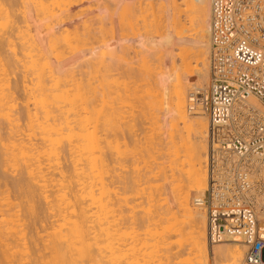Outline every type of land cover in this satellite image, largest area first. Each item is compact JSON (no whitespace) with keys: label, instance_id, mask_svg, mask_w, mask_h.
<instances>
[{"label":"bare ground","instance_id":"obj_1","mask_svg":"<svg viewBox=\"0 0 264 264\" xmlns=\"http://www.w3.org/2000/svg\"><path fill=\"white\" fill-rule=\"evenodd\" d=\"M6 1V0H5ZM38 1V0H37ZM45 2L47 0H44ZM55 1V0H54ZM68 1H71V0H68ZM76 1V0H75ZM80 3L83 1V0H79ZM132 1V0H131ZM147 1V0H146ZM174 4H173V8L174 10L171 9V13H173L171 15V19H170V26H169V37L173 36V34L175 33L177 37L181 36L183 33V35L181 37H185L187 38V35L189 34V31L191 33V30H189V28H191L193 25L196 26V30H195V27H192L191 29H193V31L197 34H195L197 36V40H192V41H189V40H183L182 38V43L183 44H187V45H193L194 44V48L196 47L197 49V53H201L202 51V47L205 46V43L207 44L208 43V28H209V31H210V0H180V3H176V0H173ZM6 2H9L8 0ZM23 2V0H22ZM48 2V1H47ZM74 2V0H73ZM78 2V0H77ZM101 2V1H100ZM103 2V1H102ZM136 2V1H135ZM135 2H134V5H135ZM138 2V1H137ZM142 2V1H141ZM151 2V1H150ZM150 2H148L147 5L151 4ZM172 2V0H171ZM179 2V1H177ZM39 3H42L41 0ZM75 3V2H74ZM99 3V2H98ZM97 3V4H98ZM104 3V2H103ZM144 3V2H142ZM156 3V2H155ZM166 3V2H165ZM8 4H11L10 2L7 3V7H8ZM35 4V3H34ZM37 4V2H36ZM35 4V6H36ZM52 4V3H51ZM70 4V3H69ZM77 4V3H75ZM94 4V3H93ZM138 4V3H137ZM141 4V3H140ZM1 5V4H0ZM24 5V3H23ZM40 5V4H38ZM48 5V4H47ZM120 5V4H119ZM133 5V4H132ZM133 5V6H134ZM146 5V6H147ZM168 4H166V7H167ZM12 6V5H11ZM25 6V5H24ZM34 6V7H35ZM52 6V5H51ZM64 6V5H63ZM67 6V5H66ZM71 6V5H69ZM90 6V5H89ZM94 6V5H93ZM97 6V5H96ZM105 6V4H104ZM141 6V5H140ZM145 6V7H146ZM163 6L164 3H163ZM4 7H5V4H4ZM6 7V9H7ZM10 7V5H9ZM8 7V8H9ZM46 7V6H45ZM95 7V6H94ZM100 7V6H98ZM106 7V6H105ZM122 7V6H121ZM150 7V6H149ZM154 7V6H153ZM2 8V6L0 7ZM68 8V6L66 7V9ZM96 8V7H95ZM94 8V9H95ZM107 8V7H106ZM109 8L108 7V10L109 11ZM127 8V6H126ZM141 8V11H142V8L144 7H140ZM152 8V7H151ZM150 8V9H151ZM168 8V7H167ZM180 8H183V9H180ZM15 9V7H14ZM37 9H39L37 7ZM45 9V8H44ZM42 9V10H44ZM48 9V8H47ZM60 9V8H59ZM63 9V7H62ZM123 9V8H122ZM121 9V10H122ZM132 9V8H131ZM136 9V8H134ZM24 10V9H23ZM46 10V9H45ZM44 10V11H45ZM49 10V9H48ZM58 10V9H57ZM86 10V8H85ZM120 10V11H121ZM126 10V9H125ZM129 10V9H128ZM161 10V9H160ZM168 10V9H167ZM1 11H4V8L1 10ZM79 11V10H78ZM84 11V10H82ZM117 11V10H116ZM124 11V10H123ZM135 11V10H134ZM150 11V10H149ZM152 11H154V9H152ZM5 12H8L5 11ZM59 12V11H58ZM70 12V11H69ZM162 12V11H161ZM182 12H185V13H189L188 14V17H190V22H192V26L190 24L191 27H187L188 29H186V24L182 21L181 19V13ZM1 13V12H0ZM4 13V12H3ZM2 15H4L3 17H5L6 13H4ZM14 13V11L12 12ZM18 13V11H17ZM101 12H99L100 14ZM129 13V12H128ZM167 13V12H166ZM15 14V13H14ZM38 13H36L37 15ZM106 14V13H104ZM109 14H112V13H109L108 12V15ZM130 14V13H129ZM134 14V12H133ZM141 14V13H140ZM151 14V12L149 13ZM161 14V13H160ZM9 14L6 15V18H8ZM19 15V14H18ZM38 15H41V14H38ZM48 15H51V14H48ZM70 15V14H68ZM74 15V14H73ZM77 15V14H76ZM75 15V16H76ZM79 15V14H78ZM118 15V13H117ZM131 15V14H130ZM129 15V16H130ZM143 17L145 18V16H147V14H142ZM157 14H155V11H154V14L153 16H156ZM12 16V15H11ZM64 16V15H63ZM61 16V17H63ZM103 16V15H102ZM113 15H111L112 17ZM120 16V15H119ZM137 16V15H136ZM162 16V15H161ZM2 17V16H1ZM15 17V16H14ZM25 17V16H24ZM40 17V16H39ZM60 17V18H61ZM65 17V16H64ZM74 17V16H73ZM78 17V16H76ZM104 17V16H103ZM109 17V18H111ZM134 17V16H133ZM150 17V15H149ZM165 17V16H164ZM163 17V18H164ZM52 18V17H51ZM107 18V17H106ZM114 18V17H113ZM118 18V17H117ZM130 18V17H129ZM128 18V19H129ZM132 18V17H131ZM142 18V17H141ZM158 17H155V19L157 20ZM11 19V18H10ZM43 19V18H42ZM66 19V18H65ZM70 19V18H69ZM112 19V18H111ZM110 19V20H111ZM122 19V18H121ZM166 19V18H165ZM3 20V18H2ZM1 20V21H2ZM9 20V18L7 19ZM7 20L5 21L6 23ZM41 20V19H40ZM104 20V19H103ZM106 20V19H105ZM126 20V19H124ZM138 20V19H137ZM141 20V19H139ZM153 20V19H152ZM162 20V19H161ZM11 21V20H10ZM46 21V20H45ZM48 21V20H47ZM62 21V20H61ZM90 21H93V20H89L88 22L91 23ZM97 21V20H96ZM109 21V20H108ZM128 21V20H127ZM129 21H131L129 19ZM144 21V20H143ZM142 21V22H143ZM159 21V20H158ZM156 21V22H158ZM165 21V20H164ZM3 22V21H2ZM25 22V20H24ZM51 22V21H50ZM87 22V21H85ZM107 22V21H106ZM126 22V21H125ZM134 22V21H133ZM141 22V21H140ZM161 22V21H160ZM12 23V21H11ZM27 23V22H26ZM63 23V22H62ZM82 23V22H81ZM103 23H105L103 21ZM128 23V22H127ZM135 23H138V22H135ZM148 23V22H147ZM155 23V21H154ZM167 23H168V20H167ZM5 24V23H4ZM83 24V23H82ZM81 24V25H82ZM101 24V22H100ZM98 24V25H100ZM109 24H111L109 22ZM121 24V23H119ZM134 24V23H133ZM139 24V23H138ZM157 24V23H156ZM164 24V22H163ZM80 25V26H81ZM91 25V24H90ZM88 24V26H90ZM94 25V24H93ZM112 25V24H111ZM129 25V24H128ZM132 25V23L130 24ZM129 25V28L131 30V28L133 29L134 27H130ZM142 25V24H141ZM148 25V24H147ZM151 24H149L148 26L150 27ZM166 25V24H165ZM168 25V24H167ZM8 27V24L6 25ZM10 26V25H9ZM17 26L18 25H15V30H18L17 29ZM21 26V25H20ZM47 26V25H46ZM97 26V25H95ZM121 26V25H120ZM123 26V25H122ZM134 26V25H133ZM139 26V25H138ZM137 26V28H138ZM152 26V25H151ZM163 26V25H162ZM11 28L13 27V25L11 24L10 26ZM23 27V26H22ZM28 27V25H27ZM45 27V26H44ZM54 27V26H53ZM82 27V26H81ZM91 27V26H90ZM103 27V26H102ZM101 27V28H102ZM105 27V26H104ZM141 27V26H140ZM158 27H160L159 29L161 30L162 27L158 25ZM1 28V27H0ZM5 28V27H4ZM9 28V27H8ZM19 28V27H18ZM43 28V27H42ZM88 28V27H87ZM93 28V27H92ZM124 28V27H123ZM164 28V31H165V27L163 26ZM22 30V28H20ZM83 29H84V26H83ZM111 27L110 28H106V31L105 34H108L109 31H110ZM140 29V28H139ZM142 29H143V26H142ZM145 29V28H144ZM147 29V28H146ZM149 29V28H148ZM152 29V28H151ZM159 29H157V31H159ZM174 29V33L172 34V30ZM188 31L187 33L186 30ZM1 30H4L5 32V29H1ZM9 30V29H8ZM6 28V31L9 32ZM30 30V29H29ZM85 30V29H84ZM104 30V29H103ZM154 30H155V27H154ZM185 30V31H184ZM13 31V32H14ZM25 31V30H24ZM23 31V32H24ZM47 31V30H46ZM87 31V30H86ZM93 31V30H92ZM102 31V30H101ZM127 31V30H126ZM140 31V30H139ZM192 31V32H193ZM12 32V34H13ZM16 32H22V31H16ZM39 32V31H38ZM85 32V31H84ZM91 32V31H90ZM103 32V31H102ZM138 32V31H137ZM149 32V31H148ZM193 32V33H194ZM2 33V31H1ZM98 33V32H96ZM101 33V32H100ZM99 33V34H100ZM128 33V32H127ZM132 33V32H131ZM154 33V32H153ZM5 34H8V33H5ZM11 34V35H12ZM94 34V33H92ZM125 34V33H124ZM139 34V33H138ZM146 34V33H145ZM149 34V33H148ZM159 34H162L160 32H158L157 35ZM187 34V35H186ZM10 35V36H11ZM14 35V34H13ZM13 35H12V38H13ZM30 35V34H29ZM48 35V34H47ZM111 35V34H110ZM123 35V34H122ZM132 35V34H130ZM151 35V34H150ZM154 35V34H153ZM163 35V34H162ZM191 35H194L191 33ZM9 36V34H8ZM9 36V39L8 37L6 39H4L8 45H10V39H12L11 37ZM19 36V35H18ZM22 36V35H21ZM82 36V35H81ZM80 36V37H81ZM99 37V35H97ZM104 36V35H103ZM129 36V35H128ZM127 36V37H128ZM145 36V35H144ZM148 36V35H146ZM190 36V35H189ZM2 37V36H0ZM3 37H4V34H3ZM6 37V36H5ZM4 37V38H5ZM17 37V36H16ZM24 37V36H23ZM23 37L21 38L22 40H26V38L23 39ZM49 37V36H48ZM57 37V36H56ZM94 37V36H93ZM107 37V36H106ZM112 37V36H111ZM123 37H125V35H123ZM126 37V38H127ZM151 37V36H150ZM192 37V36H191ZM195 37V36H193ZM19 38V37H18ZM32 38V37H31ZM103 38V37H102ZM132 38V36H131ZM145 38V37H144ZM190 39V37H188ZM187 38V39H188ZM3 39V38H2ZM2 39L0 38V41H2ZM90 40V38H88ZM92 41L94 40L93 38H91ZM106 39V38H105ZM12 40L15 41V39L13 38ZM21 40V41H22ZM31 40V39H30ZM42 40V39H41ZM56 40V39H55ZM61 40V39H60ZM67 40V39H66ZM78 40V39H77ZM103 40V39H102ZM108 40V39H107ZM23 42V44L26 42ZM32 41V40H31ZM39 41V40H38ZM82 40H80L81 42ZM117 41V40H116ZM17 42V41H15ZM14 42V43H15ZM28 42V41H27ZM26 42V43H27ZM30 42V41H29ZM36 42V41H35ZM35 42L32 43V46L31 48H33L34 50L36 49V51L38 50V46L35 45ZM41 42V41H40ZM39 42V43H40ZM65 42V41H64ZM67 42V41H66ZM83 42V41H82ZM91 41H89V44H90ZM103 42L106 43V41L104 40ZM2 44V47H3V50L4 51V46L5 45ZM12 43V42H11ZM25 43V44H26ZM52 43V42H51ZM55 43V41H54ZM85 43H86V40H85ZM95 43V42H93ZM125 43V42H124ZM123 43V44H124ZM19 44V43H17ZM16 44V45H17ZM78 44V43H77ZM76 44V47L78 46ZM82 44V43H80ZM103 44V43H102ZM159 44V43H158ZM14 45V44H13ZM12 45V46H13ZM15 45V46H16ZM28 45V44H27ZM31 45V44H30ZM30 45H28V50L31 49L30 48ZM83 45V44H82ZM104 45V44H103ZM128 45V44H126ZM132 45V44H131ZM138 45V44H137ZM151 45V44H150ZM184 45V46H185ZM186 45V46H187ZM189 45V46H190ZM209 45V44H208ZM10 46V47H12ZM25 48H24V47ZM22 48L24 49V51L26 50L28 52V50L26 49V45H23ZM37 48H36V47ZM41 46V45H40ZM47 46V45H46ZM55 46V45H54ZM53 46V48H54ZM87 46V45H86ZM89 46V45H88ZM87 46V47H88ZM91 46V45H90ZM94 46V45H93ZM116 46V45H115ZM144 46V45H143ZM148 46V45H147ZM152 46V45H151ZM155 46H159V45H155ZM1 47V46H0ZM1 47V48H2ZM8 47V46H7ZM20 47H21V44H20ZM57 47V46H56ZM59 47V46H58ZM75 47V46H73ZM75 47V48H76ZM120 47V46H119ZM139 47V45H138ZM150 47V46H149ZM148 47V49H149ZM188 47V46H187ZM0 48V49H1ZM52 48V47H51ZM96 48V47H95ZM107 48V47H106ZM141 48V47H140ZM146 50L147 47L145 46ZM160 48V46H159ZM157 48V50L159 49ZM185 48V47H183ZM181 48V49H183ZM199 48H201L199 50ZM43 49V48H42ZM65 49V48H64ZM77 49V48H76ZM83 49V48H82ZM91 49V47H90ZM120 49V48H119ZM122 49V48H121ZM130 49V48H129ZM151 49H154L153 47ZM161 49V48H160ZM180 49V50H181ZM186 49V48H185ZM181 50L180 52H185V55L186 57L188 56V53L191 52V54L193 53L192 51H190L189 49V52H188V49L187 50ZM11 50V48H10ZM9 50V52H11ZM12 50H19L18 49H12ZM32 50V49H31ZM40 50V49H39ZM38 50V51H39ZM45 50V49H44ZM80 50V49H79ZM88 50V49H87ZM97 50V49H95ZM115 49H113L114 51ZM123 50V49H122ZM121 50V51H122ZM125 50H128L127 48ZM142 50V48L140 49V51ZM145 50V49H144ZM156 50V51H157ZM204 50V49H203ZM1 51V52H2ZM7 51V50H6ZM5 51V52H6ZM23 51V50H22ZM33 51V50H32ZM63 51V50H62ZM61 51V52H62ZM66 51V50H65ZM112 51V52H113ZM139 51V52H140ZM186 51H187V54H186ZM194 51V50H193ZM0 52V53H1ZM4 52V53H5ZM17 51H15L14 53H16ZM30 52V50H29ZM40 52V51H39ZM55 52V51H54ZM98 52V51H97ZM96 52V53H97ZM107 52H110V51H107ZM116 50L113 52L115 54ZM120 52V51H118ZM143 52V50L141 51ZM158 52H160L161 54V51L158 50ZM204 52V51H202ZM3 53V54H4ZM13 53V54H14ZM20 53V52H19ZM25 53V55L23 54ZM21 54H23L26 58V62H30V66L28 63H26L24 61V64L26 63L25 66H23L22 69H24L25 67H28L27 69H24V73L25 70H28L29 73H26L24 75V73H22V76L20 77L21 80L23 81L22 84H19L22 86L21 90L24 91L25 93V98L23 96H21L24 100L21 101L23 103L21 109H22V112H19L21 111L18 107H17V99H18V95L14 94L15 91L12 87V83L13 82V78H15V74L16 72L19 73V71H16L14 72L13 70V78H11V68L15 69V65L12 67V65L14 63L16 64H20V61L22 62L23 60L20 59L19 56L21 55H17V53L13 56V59H16L15 57H18L20 59H18V63L17 61L14 62L12 61V57H10L11 60L9 59H3V55L1 53L0 56V158H2V161H3V164L5 167H11V170L16 173L19 174V177L18 178H15L13 180L16 181V183L14 185H16V187H18V189L20 190H23L24 194L22 191L21 194H23V200L20 199V203H21V200L23 202V204L21 206H23L24 210H22V208H20V204L19 203H16L18 202L16 200V198L14 199L9 190L8 189L9 187H4L3 185V189L5 188V190H1V185H0V264H93L94 260L96 261L97 259L99 260V258L101 259V257L99 258H96L95 256V253H98V251H100V256H104V254H106V257L108 260H106L108 264H151L152 262V259L153 257L155 256L154 252H150V253H144L143 252V249L145 247H149V243L147 242L146 239H144L142 237V233H141V230L142 228L146 225L144 224V226L142 227L141 225V222H139L140 220L137 219V216L135 215V211H136V208L139 209L138 207H140V202H138L136 205L133 204L134 202L136 203V200L137 198L136 197V194L138 192H136V194L134 193V191L136 190L134 188V186H136L138 183H141L142 181H144V179L142 178L143 176H140V175H133L131 178L130 176L127 178H123L121 179L122 180V183L121 185L118 187H114L112 185H110L109 183H107L105 181L106 178H104L105 176H103V172L105 170L106 172V169L107 170H110V160L107 158L108 157V154L105 155V152H106V146L109 147V141H108V145H105L107 144L106 142V139L104 137V141L102 140L103 136H101V134L98 133V127H99V123H98V127L97 126V121H93V123H91V119H89L92 115V113H96L98 110L94 104H96V100L93 98V95L95 94H92L94 93L92 90H89L91 89V87H87V92L85 93H88L87 96L89 97H86L87 99L86 100H82L83 101L82 103L83 104H79L78 102V97L79 96H83L84 95L80 92H81V88L80 89H77L78 87H85L88 85V81L87 82H84L86 83L87 85H84L83 86V83H81V81L83 80L82 78L79 79V81L76 80L75 82V78L73 77L72 80L74 79L73 82H71L70 80L66 79V78H62V80L64 81H61V78H59V75H55L57 72L53 71V69L49 68L51 66L50 63L49 65L47 64V62H44L42 61L43 59L38 58L40 56V54H35V56H31V54L29 53H26V52H23ZM38 53V52H37ZM41 53H44L41 51ZM127 53V52H126ZM129 53V52H128ZM148 53V52H147ZM150 54L152 53L149 52ZM156 55H157V52H155ZM205 53V52H204ZM12 54V55H13ZM28 54V56H27ZM57 54V53H56ZM65 54H67L65 52ZM71 54V53H70ZM106 54V53H104ZM102 54V55H104ZM120 54V53H119ZM140 54V53H139ZM138 54V56H139ZM144 55L145 53H141V55ZM158 54V55H160ZM175 54V53H174ZM182 54V53H181ZM189 54V55H191ZM196 54V53H195ZM203 54V53H202ZM207 54V52H206ZM9 54H7V57H8ZM10 55V56H12ZM22 55V56H23ZM37 55V56H36ZM39 55V56H38ZM59 55V54H58ZM116 55V54H115ZM122 55V54H121ZM132 55V54H131ZM130 55V56H131ZM176 55V54H175ZM178 55V54H177ZM180 55V54H179ZM184 55V53H183ZM182 55V56H183ZM194 56V53L192 54ZM198 57L200 58H203L201 59V63H202V70H197L198 72V76L199 78H201V80H203L202 78H204V80L208 79L209 76H207V71H206V68L204 67L205 64L207 63L206 60L207 58H204L202 56L204 55H200L197 54ZM23 56V57H24ZM31 56V57H30ZM67 56V55H66ZM64 55V57H66ZM71 56V55H70ZM106 55L103 56V58L105 57ZM108 56V55H107ZM119 56V55H117ZM116 56V57H117ZM123 56V55H122ZM121 56V57H122ZM129 56V57H130ZM137 56V57H138ZM181 56V58H182ZM196 56V55H195ZM207 56V55H205ZM49 57V56H48ZM53 57V56H52ZM85 57H88V56H85ZM110 57V56H109ZM112 57V56H111ZM110 57V59H111ZM148 57V56H147ZM145 57V58H147ZM150 57V56H149ZM159 56L155 57L156 60ZM175 57V56H174ZM185 57V56H184ZM185 57V59H186ZM29 58V60H27ZM61 58V57H60ZM96 58V57H95ZM126 58V57H125ZM124 56H123V59L125 60ZM143 58V57H142ZM141 58V61H143V59ZM152 58V57H150ZM154 58V57H153ZM173 58V57H172ZM189 58V56L187 57ZM196 58V57H194ZM25 59V58H24ZM31 59V60H30ZM65 59V58H64ZM94 59V58H93ZM98 59V57H97ZM100 59V58H99ZM119 59V57L117 58ZM149 59V58H148ZM159 59V58H158ZM180 59V57H179ZM185 59L183 58V61H182V66H180V70H181V73L178 72L177 70V74L175 76V80L176 82H174L175 80H173V83L172 84V90H170L169 94L168 95L170 98L169 101L165 100L164 101V98H162V95H163V91L161 92L162 88L160 89L158 83L161 82V81H157L156 78L153 77V75L151 74L152 78L150 80H152L154 82V84L158 85L157 89H153V88H156L155 86L150 88V89H153L152 90V93L149 92L150 90H146V94H147V91H148V95L151 97H149V101L147 102L148 104H141L142 106L143 105H149L148 109L150 110H153V113L150 114L149 111H146L148 109H144L146 112H144L145 114L147 112H149L150 114V118L149 116L147 115L146 118H149L151 121H152V124H156L158 123L160 120V117H159V112L161 111L160 108L162 109L163 108V105H164V102L165 103H169V107H168V110L167 112L169 113L168 117L170 116L171 119H172V123H174L175 127L177 126L178 123H181L183 124L182 126L184 128H186L185 130H187L188 132L192 131L191 133L192 134H195L193 139V142H190L188 141L186 145V150L188 151L187 153V156H188V161H187V165L190 167L188 169H186V167L184 168L183 166H180L183 168V169H186V172L187 173H183L181 170L183 169H179V171H181L180 174H182V176L180 175V178L181 179H176L177 183H178V186L177 187H174V189H171L172 193H174V196L176 197V204L178 205V212L179 210H181L179 213L177 212V215L178 217H180L179 215H184L185 216V220L186 223H187V229L188 227H190V248L192 251H194L193 253H197L199 255H201V257L204 259V258H207V255H206V252L208 251L209 253L211 252V255L215 258V260H218L217 262H221L222 264H243L242 262H244L245 264L246 261H245V253H244V249L246 248L247 249V246L245 244V242L243 241L242 238H229L221 243H218V244H215L211 251L209 250V247H208V236H207V216L205 215V212L202 213L204 219H205V222L203 221V219L201 218V215L199 214V212L196 210L195 207L192 206L191 204V191L192 189L196 188L198 190H201L200 191V194L202 195L203 192L205 191V189H207V184H208V177H207V171L205 170L204 166H203V163H204V158L203 156H205V153H206V146H205V142L207 141V136H208V128L209 126L207 125V121L206 119L208 120L209 118L205 116L202 117L203 119H201V114H204L206 116H208L205 112H203V110L201 111V113L199 111H195L196 113H193V112H188L189 110L187 109V99H186V96H187V86L190 84L188 83L189 81H186V77L187 76H184L182 75L183 74V70L185 72V75L187 72V75H192L193 76V73L192 71L194 70L193 67H191L192 65L191 64H188L189 62L187 61V63L185 62ZM190 59V58H189ZM50 60V59H49ZM59 60V58H58ZM91 60V59H89ZM96 60V59H95ZM131 60V59H130ZM145 60V59H144ZM188 60V59H186ZM198 60V59H197ZM82 61V60H81ZM84 61V59H83ZM92 61V60H91ZM103 61H105L103 59ZM115 61V60H114ZM119 61V60H118ZM147 61V60H146ZM146 61L144 62L146 64ZM150 61V60H149ZM148 61V62H149ZM155 61V60H154ZM42 62V63H41ZM47 64L49 67L46 68L45 65ZM106 62V61H105ZM116 62V61H115ZM128 62V61H127ZM162 62V61H161ZM199 62V61H198ZM89 63V62H88ZM99 63V62H98ZM104 63V62H103ZM107 63H109L108 59H107V62H106V65ZM134 63V62H133ZM144 63H142L144 65ZM191 63V61H190ZM87 64V63H86ZM111 64V63H110ZM127 64V63H126ZM141 64V63H140ZM156 64H158V62H156ZM208 64V63H207ZM206 64V65H207ZM59 65V63H58ZM93 65V64H92ZM96 65V63H95ZM113 65V64H112ZM116 65V64H115ZM113 65V66H115ZM129 65V64H127ZM142 65V67H143ZM154 65V64H153ZM172 65V64H171ZM178 65V64H177ZM191 65V66H189ZM19 66V65H17ZM16 66V68H17ZM21 66V65H20ZM19 66V67H20ZM73 67H68L69 69V72H68V69H67V73H70V69H73L74 68V65H72ZM86 66V65H85ZM97 66V65H96ZM99 66V64H98ZM103 66V65H102ZM110 66V65H109ZM118 66V64L116 65ZM129 66H132L129 65ZM136 66H138L139 68V65L137 64ZM150 66V65H149ZM176 66V64H175ZM18 67V68H19ZM76 67V66H75ZM89 67V66H88ZM105 67V66H104ZM104 67H98V68H102L104 69ZM119 67V66H118ZM133 67V66H132ZM131 67V69H132ZM146 68V66H144ZM173 67V66H172ZM179 67V66H178ZM177 67V68H178ZM91 68V67H90ZM107 68V67H106ZM109 68V67H108ZM125 68V67H124ZM158 68V67H157ZM21 69V67H20ZM21 69V70H22ZM62 69V68H61ZM94 69V68H93ZM111 69V68H109ZM117 69V68H116ZM113 67V71L112 72H115ZM123 69V68H122ZM128 69V68H127ZM141 69V68H140ZM156 69V68H154ZM19 70V69H18ZM74 70V69H73ZM98 70H101V69H98ZM118 70V69H117ZM153 70V69H152ZM75 71V70H74ZM88 71V70H87ZM94 71V70H93ZM102 71V70H101ZM104 71V70H103ZM102 71V72H103ZM110 72V70H108ZM120 71V70H119ZM119 71H118V75L119 74ZM125 71V70H124ZM154 73H155V70H153ZM174 71V70H173ZM66 72H64L66 74ZM72 72V71H71ZM76 72V71H75ZM100 72V71H99ZM98 72V73H99ZM138 72V71H137ZM149 72V71H148ZM147 70H146V73H148ZM152 72V71H150ZM171 72V71H170ZM63 73V72H62ZM61 73V75H62ZM63 73V74H64ZM78 73V72H76ZM92 73V72H90ZM108 73V72H107ZM140 73H141V70H140ZM192 73V74H191ZM74 74V72H73ZM94 74V73H93ZM101 74V73H100ZM131 74V73H130ZM135 74V73H134ZM137 74V73H136ZM149 74V73H148ZM156 74V73H155ZM154 74V76H155ZM171 74V73H170ZM173 74V73H172ZM24 75V76H23ZM69 76V74H66V76ZM90 75V74H89ZM99 75V74H98ZM102 75L104 76V72L102 73ZM105 75H106V71H105ZM113 75V74H112ZM133 75V74H131ZM147 75V74H146ZM163 75V74H162ZM174 75V74H173ZM19 76V75H18ZM17 74H16V77H18ZM70 76H71V73H70ZM69 76V77H70ZM88 76V75H87ZM109 76V75H108ZM111 76V75H110ZM122 76V74H121ZM136 76V75H135ZM142 76V75H140ZM139 76V77H140ZM145 76V75H144ZM164 76V75H163ZM24 79H23V78ZM62 77V76H61ZM76 77V75H75ZM80 77V76H79ZM89 77V76H88ZM100 77V76H99ZM126 77V75L124 76ZM149 77V76H148ZM156 77V76H155ZM161 77V76H160ZM92 78V77H91ZM98 79V77H96ZM104 78V77H102ZM107 78V77H106ZM114 78V77H113ZM116 78V77H115ZM122 78V77H121ZM129 78V77H128ZM145 78V77H144ZM169 78H170V75H169ZM71 79V77H70ZM82 79V80H81ZM89 79V78H88ZM87 79V80H88ZM96 79V80H97ZM110 79V78H109ZM117 79V78H116ZM119 79V77H118ZM130 79V78H129ZM136 79V78H134ZM142 79V78H140ZM167 79H168V76H167ZM166 78H164V81L167 80ZM172 79V78H171ZM170 79V80H171ZM20 80V81H21ZM81 80V81H80ZM92 80V79H90ZM89 80V81H90ZM95 80V81H96ZM100 80V79H99ZM98 80V82H99ZM104 80V79H103ZM102 80V81H103ZM131 80V79H130ZM133 80V79H132ZM138 80V79H136ZM18 81V80H17ZM68 81V82H67ZM84 81V80H83ZM86 81V79H85ZM94 81V82H95ZM111 81H112V78H111ZM117 81V80H115ZM120 81V80H118ZM122 81V80H121ZM124 81V80H123ZM122 81V82H123ZM139 81V80H138ZM158 83H157V82ZM172 81V80H171ZM193 81V80H192ZM15 82V81H14ZM71 82V83H70ZM81 85H79L80 83ZM91 82V81H90ZM106 82V81H104ZM114 82V81H113ZM121 82V83H122ZM132 82V81H131ZM130 82V83H131ZM135 82V81H134ZM147 82V81H146ZM144 83V85L146 84L148 86L147 83ZM149 82V80H148ZM163 82V81H162ZM167 82V81H166ZM165 82V83H166ZM203 82V81H202ZM97 83V82H96ZM120 83V85H122ZM139 83V82H138ZM142 83V82H141ZM152 83V82H151ZM150 83V84H151ZM170 83V81H169ZM18 83H16L15 85H17ZM92 86L95 84L93 83H90L89 86ZM102 85V83H100ZM111 84V83H110ZM114 84V83H113ZM129 84V82H128ZM133 84V83H132ZM143 84V83H142ZM153 84V83H152ZM164 83H161V87L163 86L164 88ZM14 85V87H15ZM18 85V87H19ZM99 85V83H98ZM106 85V84H105ZM107 85H108V82H107ZM119 85V87H120ZM125 85V84H124ZM122 85V86H124ZM140 85V84H139ZM139 85L138 88H139ZM170 85V84H169ZM204 85V84H203ZM20 86V87H21ZM113 86V85H112ZM111 86V87H112ZM118 86V85H117ZM126 86H127V83H126ZM129 86V85H128ZM127 86V87H128ZM135 86V85H134ZM141 86V85H140ZM147 86H145V88L147 89ZM17 87V88H18ZM133 86L131 85L130 89L132 88ZM151 87V86H150ZM16 88V89H17ZM86 88V87H85ZM95 88V87H94ZM100 88V87H99ZM102 88V87H101ZM113 88V87H112ZM123 88V87H122ZM143 88V87H142ZM170 88V87H169ZM97 89V88H96ZM107 90V88H104L103 87V92L104 90ZM126 89V88H125ZM134 89V92H135V88ZM140 89V88H139ZM144 89V88H143ZM142 89V91H143ZM149 89V88H148ZM166 89V88H165ZM171 89V88H170ZM195 89H203L201 88V86H198L196 87ZM99 90V89H98ZM101 90V89H100ZM154 90H155V93H154ZM21 91V93L23 92ZM71 91H73L71 94ZM84 91V90H83ZM122 93L123 91L120 90ZM128 91V90H125V92ZM136 91H138V89H136ZM141 91V90H139ZM139 91L137 92L138 93V97H139ZM145 91V90H144ZM143 91V92H144ZM157 91V92H156ZM102 92V90L100 91ZM109 92V90H108ZM116 92V91H115ZM119 92V91H118ZM131 92V91H128V93ZM191 92V91H190ZM17 93V92H16ZM120 93V92H119ZM127 93V92H126ZM133 93V92H132ZM141 93V92H140ZM151 93V94H150ZM96 94L98 95L99 94V91L98 93L96 92ZM101 94V93H100ZM124 94V93H123ZM143 94V93H142ZM145 94V95H146ZM92 95V96H91ZM103 95V94H101ZM100 95V96H101ZM113 95V93H112ZM130 95V94H129ZM134 95V94H133ZM136 95V94H135ZM107 97V95H105ZM104 96V98H105ZM114 96V95H113ZM127 96V94H126ZM189 96V95H188ZM17 97V98H16ZM92 97V100L95 101H91ZM96 97V96H95ZM128 97V96H127ZM126 97V98H127ZM133 97V96H132ZM131 97V98H132ZM135 97V96H134ZM137 97V96H136ZM140 97H141V94H140ZM142 97H144V95H142ZM22 98H19V99H22ZM120 98V97H119ZM124 98V96H123ZM189 98V97H188ZM89 99V100H88ZM108 99V98H106ZM110 99V98H109ZM117 100H119L117 97H116ZM115 99V101H116ZM141 99V98H140ZM105 100V99H104ZM113 100V99H112ZM121 100V99H120ZM128 100V98H127ZM131 100H134V99H131ZM189 100V99H188ZM20 101V100H19ZM18 101V102H19ZM85 101V102H84ZM98 101V100H97ZM111 101V100H110ZM143 101V100H142ZM145 101V100H144ZM78 102V103H77ZM99 102V101H98ZM101 102V100H100ZM109 102V101H108ZM114 102V101H113ZM134 102V101H133ZM107 103V102H106ZM117 104V101L115 102ZM105 104V103H104ZM125 104V103H124ZM127 104V103H126ZM137 104V103H136ZM19 105H21V103H19ZM18 105V106H19ZM99 105V104H98ZM103 105V104H102ZM118 105V104H117ZM121 105V104H120ZM135 105V104H134ZM113 105H111L110 107H112ZM124 106V105H123ZM19 109V111H15V109L17 110V108ZM100 107V106H99ZM104 107V106H103ZM102 107V108H103ZM106 107V106H105ZM114 107V106H113ZM112 107V108H113ZM121 107V106H120ZM119 107V108H120ZM134 107V106H133ZM146 107V108H147ZM125 110L127 109L126 107H124ZM129 108V106H128ZM139 108V107H138ZM156 108V109H155ZM159 108V109H158ZM166 108V106H165ZM237 108L239 110L241 109H244V110H252L253 111V114H255V116L259 117V114L258 113H262L261 110H264V107L262 105V103H260L258 101V99L256 100V98L254 97H250L249 99H247L246 101H244L243 103H240ZM110 109V108H109ZM116 110H122V108L118 109V108H115ZM132 109V107H131ZM130 109V111H131ZM134 109H137V107ZM142 109V107H141ZM160 110L158 112H156V110ZM104 110V108H103ZM128 110V109H127ZM126 110V111H127ZM140 110V108H139ZM138 110V112H139ZM71 113H70V112ZM73 111L75 112L73 114ZM94 111V112H93ZM108 111V110H107ZM17 112V114L15 113ZM19 112V114H18ZM67 112V114H66ZM69 112V114H68ZM103 112V111H102ZM116 112V111H115ZM132 112V111H131ZM133 112H135L133 110ZM142 112V111H141ZM23 113V114H22ZM124 113V112H123ZM64 114H66L64 116ZM75 115V117L73 118L72 115ZM106 114V113H105ZM108 114V113H107ZM116 114V113H115ZM157 114V115H156ZM166 114V113H165ZM71 115V120L69 121V116ZM95 115V114H94ZM99 115V114H97ZM101 115V114H100ZM118 115V114H117ZM137 115H141L142 114H137ZM166 115V116H167ZM263 115V114H262ZM65 118H64V117ZM68 116V119H66V117ZM90 116V117H89ZM110 116V115H109ZM108 116V117H109ZM199 116V118L197 117ZM96 117V115H95ZM94 117V118H95ZM105 117V116H104ZM121 117V116H120ZM138 117V116H137ZM136 117V118H137ZM93 119V117H91ZM110 118V117H109ZM134 118V119H136ZM139 118V117H138ZM137 118V119H138ZM143 118V117H141ZM140 118V119H141ZM198 118V119H197ZM65 119V120H64ZM75 119V120H74ZM98 119L100 120V118L98 117ZM101 119L103 120V115L101 117ZM124 119V118H122ZM144 119V118H143ZM141 119V120H143ZM148 119V120H149ZM167 119V118H166ZM24 120V122L26 123H22ZM73 120V121H72ZM95 120V119H94ZM111 122H113V119L111 118ZM70 122H76V124H70L71 126H69L67 124ZM101 121V120H100ZM106 121V120H105ZM108 121V120H107ZM106 121V122H107ZM110 121V119H109ZM150 121V122H151ZM66 122L67 126H69L70 128H66L64 129V127H67L66 125H64ZM99 122V121H98ZM109 122V124L111 123ZM117 122V121H116ZM171 122V121H170ZM64 123V124H63ZM102 123V122H101ZM105 123V122H104ZM136 123V121H135ZM134 123V125H135ZM160 123V122H159ZM177 123V124H175ZM209 123V121H208ZM78 124V126H77ZM91 124L94 126H91ZM108 125V122L106 123ZM112 124V123H111ZM110 124V125H111ZM74 125V126H73ZM88 125H90L88 127ZM102 126H104L103 124H101ZM116 125V124H115ZM130 125V123H129ZM172 124V126H174ZM179 125V124H178ZM4 126V127H3ZM100 126V127H102ZM112 126V125H111ZM120 127V125H118ZM93 129H91V128ZM99 127V128H100ZM107 127V126H106ZM110 127V126H109ZM132 127V126H131ZM182 127V128H183ZM6 128L7 132H4L3 133V129ZM115 128V127H114ZM117 128V127H116ZM181 128V129H182ZM68 129V132H64V130H67ZM92 131H91V130ZM101 129V128H100ZM103 129V128H102ZM106 129V128H105ZM118 129V128H117ZM120 129V128H119ZM129 129V128H128ZM71 130V131H69ZM108 130V129H106ZM114 131V129L112 128L111 131ZM130 130H132L130 128ZM173 130V129H172ZM101 131V130H99ZM119 131V130H117ZM124 131V129H123ZM178 131V130H176ZM187 131H184V132H187ZM95 136L97 137L98 135V138H96L95 140H97L98 142V147H100V152H97V147L95 146V143L96 141H94V134ZM98 134H96V133ZM102 132V131H101ZM104 132V131H103ZM108 132V131H106ZM105 132V133H106ZM116 132V131H115ZM6 133V134H5ZM104 133V134H105ZM5 134V135H4ZM117 134V133H116ZM122 134V133H121ZM119 134V135H121ZM189 134V133H188ZM107 135V134H105ZM115 136V134H114ZM102 137V138H101ZM101 138V139H100ZM152 138V137H151ZM150 138V139H151ZM109 139V138H108ZM149 139V140H150ZM154 139V138H153ZM152 139V141H153ZM101 142H100V141ZM151 141V140H150ZM103 142H106V143H103ZM157 141L155 140V142L153 143V147L152 148H156L158 146V143H156ZM103 143V144H102ZM150 143V142H149ZM139 144V143H138ZM147 144V143H146ZM207 144V143H206ZM103 145V146H102ZM112 145V144H111ZM110 145V146H111ZM155 145V146H154ZM105 146V147H104ZM96 147V150L94 149ZM101 147L104 149V154L102 153V150ZM138 147V146H137ZM146 147H148V145H146ZM121 149V148H120ZM147 149V148H146ZM157 149V148H156ZM108 150V149H107ZM140 151V150H139ZM94 152H97V153H101L100 157L98 156H95ZM123 153V151H120ZM126 152V151H125ZM149 152V151H148ZM129 154V153H128ZM142 155V154H141ZM233 155V159L235 161L238 160V156L236 154H232ZM143 156V155H142ZM186 156V157H187ZM128 157V156H127ZM141 157V156H139ZM152 157V156H151ZM147 158V154H146V157ZM149 158V157H148ZM138 159V158H137ZM248 159V158H246ZM256 159V158H255ZM99 160V161H98ZM135 163V161H133ZM132 162V164H134ZM146 162V161H145ZM186 162V161H185ZM189 162V163H188ZM206 162V161H205ZM141 163V162H140ZM137 164V163H135ZM185 164V163H184ZM206 164V163H205ZM186 165V164H185ZM124 167V166H123ZM138 167V166H137ZM105 168V169H103ZM135 168V167H134ZM140 168V167H139ZM9 169V168H8ZM6 170V169H5ZM4 170V173H6ZM135 170V169H134ZM137 170V169H136ZM188 170V171H187ZM9 171V170H8ZM185 171V170H183ZM104 172V173H105ZM141 171L139 169V172L137 174H139ZM152 172V171H151ZM3 173V174H4ZM106 173H109L108 171ZM136 173V171H135ZM13 174V173H12ZM14 174V176H15ZM141 174V173H140ZM185 174V175H184ZM187 174V175H186ZM106 175V174H105ZM143 175V174H142ZM145 177L147 176L146 174H144ZM179 175V173H178ZM102 176V177H101ZM108 176V175H107ZM139 176V177H138ZM10 177V176H9ZM141 177V178H140ZM144 177V178H145ZM148 177V176H147ZM177 177V176H176ZM2 179H4L3 177H1ZM103 178V179H102ZM109 179V177H107ZM149 178V177H148ZM147 178V179H148ZM8 179V178H7ZM140 179V180H139ZM143 179V180H141ZM146 179V178H145ZM185 181L183 182L182 181ZM6 180V179H5ZM137 181H140V182H136ZM149 181V180H148ZM182 183H180V182ZM2 182V180L0 181ZM14 182V181H13ZM110 182V181H108ZM147 182V181H146ZM4 183V181H3ZM2 183V184H3ZM7 183V182H6ZM5 183V184H6ZM137 183V184H136ZM180 183V184H179ZM183 183H187L185 185H183ZM136 184V185H135ZM143 184V183H141ZM176 184V183H175ZM115 185V184H114ZM139 185V184H138ZM177 185V184H176ZM111 186L113 188H111ZM140 186V185H139ZM138 186V187H139ZM149 187V186H148ZM264 187V186H263ZM261 187V188H263ZM117 189V191H115V189ZM137 188V187H136ZM145 188H146V185H145ZM155 188V187H154ZM115 191H113V190ZM140 190V189H139ZM143 190V189H142ZM145 190V189H144ZM149 190V188H148ZM18 191V190H17ZM116 193V194H114ZM147 190H145L144 193H146ZM261 191V190H259ZM263 191V190H262ZM141 192V191H140ZM143 192V191H142ZM134 193V195H133ZM259 193V192H258ZM264 193V192H263ZM112 194H114V197L116 198L117 196V199H114L113 197L111 198V196H113ZM143 194V193H142ZM151 194V192L149 193ZM144 194L145 196H149ZM116 195V196H115ZM139 195V194H138ZM158 195V194H157ZM173 195V194H172ZM140 196V195H139ZM144 197V196H143ZM142 197V199H143ZM255 197H256V203H257V207H258V219L261 221L263 220L264 221V211L261 210L263 207V202H262V196L258 197L257 194H255ZM134 198V199H133ZM146 198V197H145ZM144 198V199H145ZM16 201H14V200ZM113 199H114V202H113ZM140 201H141V197H139ZM138 199V201H139ZM149 199V197H148ZM175 199V198H173ZM118 201V203L115 202ZM152 200V199H151ZM154 201V200H153ZM143 202V200H142ZM119 206H115V205H118ZM143 204H146V203H143ZM150 205V203H148ZM147 204V205H148ZM153 204V202H152ZM155 204V203H154ZM133 205V206H132ZM142 205V204H141ZM147 205H144L147 207ZM176 205V206H177ZM138 206V207H137ZM116 207H120L118 210L121 211H117V209L115 210V212H119L118 214L119 215H122L120 216L121 218H123L122 220L126 221V217H124V210L125 209H128L129 210L131 209V212H133L134 214L131 215V216H136V220L137 222H139L137 225L134 224L135 223V216L133 217L134 219L132 220V224L133 227H131L132 225H126L125 223H122L121 225H123L124 227L127 226V228L125 230H129L128 232H126L124 229V227H120L119 226V229L117 230V228H113L112 227V220H111V217L114 215H111V214H114V209ZM135 207V208H134ZM200 207V206H199ZM134 208V210H133ZM142 208V206H141ZM140 208V209H141ZM151 208V207H149ZM202 208V207H200ZM261 208V209H260ZM143 209H146V208H143ZM152 209V208H151ZM127 210V211H129ZM22 211L24 212L22 213ZM138 211V210H137ZM146 212H149L151 210H144ZM158 211V210H157ZM143 212V210H142ZM169 214L171 213V209L169 208ZM182 212V214H181ZM122 213V214H121ZM140 210H139V212ZM157 213V212H156ZM160 213V212H159ZM117 214V213H115ZM117 214V215H118ZM150 214V213H148ZM147 214V215H148ZM152 214L155 215L154 211H152ZM161 214V213H160ZM159 214V215H160ZM115 215V216H117ZM119 215L116 217H114V219L117 221L118 220V217ZM153 215V216H154ZM130 216V215H129ZM139 216V214H138ZM149 216V215H148ZM128 217V216H127ZM152 217V216H150ZM161 217V216H160ZM175 217L174 213L172 214L171 218L173 219ZM139 218V217H138ZM145 218V217H144ZM184 218V217H183ZM187 218V219H186ZM128 219V218H127ZM132 219V217H131ZM142 219V218H141ZM151 219V218H150ZM156 219V217H155ZM120 221V219L118 220L119 222H124V221ZM154 220V219H153ZM145 221V220H144ZM119 222H115L117 225L119 224ZM182 222V221H180ZM205 224V227L206 229L204 228V224ZM112 223V224H111ZM127 223V222H126ZM131 223V222H130ZM146 223H147V220H146ZM185 223V224H186ZM98 225L100 230H99V238L96 237L95 235V231L96 230L95 228V225ZM116 224L114 225L115 227ZM185 224L183 225V227L185 226ZM126 225V226H125ZM30 226V227H29ZM32 226V227H31ZM130 229H129V228ZM182 227V228H183ZM31 228L30 230H27ZM182 228H178V230L180 231V229ZM185 228V227H184ZM186 229V230H187ZM117 231V235H118V232L119 233H122V234H119L118 238H116L117 241H114L112 238L115 234L114 231ZM184 230V229H183ZM182 230V231H183ZM182 231H180V233H182ZM32 232V233H30ZM186 232V231H185ZM188 232V231H187ZM97 233V232H96ZM127 233H128V236H127ZM183 234V233H182ZM186 234V233H185ZM116 236V235H115ZM117 237V236H116ZM129 237L131 238V243H129L130 241L128 240ZM115 238V237H114ZM189 238V237H188ZM96 239V240H95ZM117 242V245L116 243L115 244H112V242ZM125 240V241H123ZM128 242H127V241ZM129 243V244H128ZM167 243V240L163 239V241H158L156 244H154L155 248L157 247H160L162 250L166 249V250H169L167 248V246H169L168 244L166 245ZM97 244V246H96ZM112 244V245H111ZM163 244H165L166 246L163 247ZM153 246V245H151ZM162 246V247H161ZM97 247V248H95ZM167 247V248H166ZM95 249H98L96 250L97 252H95ZM103 250V251H102ZM163 250V251H164ZM166 252V251H165ZM102 254V255H101ZM165 253H163V255L161 256L160 260H159V264H177V262L175 261L177 259V255L173 254L171 251H168V253L166 252V255H164ZM196 254V255H197ZM99 256V254H98ZM157 256V255H156ZM164 256V257H163ZM104 256V258H106ZM200 257V256H199ZM200 257V259H201ZM95 258V259H94ZM195 258V256H194ZM192 258V259H194ZM162 259V261H161ZM191 259V258H189ZM198 259V258H197ZM104 260V259H103ZM196 260V259H195ZM102 261V260H101ZM105 261V260H104ZM188 261V259L186 260ZM193 260H191L192 262ZM205 261V260H204ZM97 262V261H96ZM100 262V260L98 261ZM190 262V260L188 261ZM194 262V261H193ZM197 262L200 264H202L203 262L202 261H199L197 260ZM202 262V263H201ZM187 263V262H186ZM197 263V264H198ZM220 263V264H221ZM96 264V263H95ZM104 264V263H103ZM191 264V263H190ZM205 264V263H204ZM259 264H264V254H263V259L262 261L259 263Z\"/></svg>","mask_w":264,"mask_h":264},{"label":"rangeland","instance_id":"obj_2","mask_svg":"<svg viewBox=\"0 0 264 264\" xmlns=\"http://www.w3.org/2000/svg\"><path fill=\"white\" fill-rule=\"evenodd\" d=\"M7 1V0H6ZM5 0H0V7L2 6V8H0V36H2V37H0L1 39H2V41H0V46L2 47V44H4L6 41L4 40V39H6L7 37H8V39H9V36L12 34V32L15 30V25H18L17 26V29L19 30V31H22V32H16V31H18V30H16V31H14L13 32V38L15 39V41H17V42H15L14 40H12L13 38H12V35L10 36L12 39H10V45H8L7 43H5V45H3L4 46V51H2L3 50V47L0 49V52L2 53V55H3V57L2 56H0V57H2L4 60L5 59H9V60H11L12 59V61H14V62H16L17 61V63L20 61V59L21 60H23L22 62L20 61V64L18 63V64H16V63H14L13 65H12V67L14 66L15 67V69H13V68H11V78H13V73L14 72H16V71H19V73L18 72H16V74H17V76L18 77H16V74L14 75L15 76V78H13L12 80H13V82H11L13 85H12V87H13V89H14V91H15V93L14 94H16V95H18V101H17V107L19 108L20 106L22 107V105H23V103L21 102V101H23L24 99L21 97V96H25V93H24V91L23 90H21V88H22V86L21 85H19V84H22V80H21V76H22V73H24V69H27L28 67H25L24 69H22L23 68V66H25L26 65V63H28V62H26V58L27 57H25L24 55H25V53H23V52H26V53H30L31 54V56L33 55V56H35V54H40V56L38 57V58H40L41 56H42V54H43V56L41 57V59H43V58H45V59H43L42 61H44V62H47V64L49 65V63H50V65L49 66H51V67H49L47 64H45L44 62V64L45 65H47V66H45L46 68H52L53 69V71H55V72H57L58 71V73H56L55 75H59V78H61V81H64L65 79L64 78H66V79H68V80H72V78L74 77L75 78V82H76V80L77 81H79V79L80 78H82L80 81H81V83H83V86L84 85H87L86 83H84V82H87L88 81V85L87 86H85L84 88L83 87H78V88H76V90L77 89H80L81 88V92H80V94L79 95H81V93L84 95V97L83 96H79L78 97V102H79V104H83L82 102L83 101H81V99L83 100H86L87 98L86 97H89V96H87L88 95V93H85V92H87V87H91V89H89V90H92L94 93H92V94H95V95H93V98L96 100V104H94L95 105V107L98 109V110H96V111H98V112H94V113H92L91 115V117H93V119L90 117L89 119H91V123H93V121H97V126L96 127H98V123L100 124L99 125V127L100 126H102L101 124H103L104 126H102V127H98V133L99 134H101V136H103V138H102V140L104 141L105 139H106V142H107V144H105V145H108V141H109V147H107L106 146V152H105V155L106 154H108V159L110 160V162H111V166H110V170H107L106 169V172L108 171L109 173H106L105 172V170H104V172H103V176H105L104 178H106L105 179V181L107 182V183H109L110 185H112L113 183L115 184H113L112 186H114V187H116V186H120L121 185V183H122V180L121 179H123V178H125V177H129L130 175V178L133 176V175H140V176H143L142 178L144 179V181H142L141 183H143V184H141V183H138V182H140V181H137L136 180V182L140 185H138L137 183V185L136 186H134V188L136 189L135 191H134V193L136 194V192H137V190H138V192H137V194H136V197L135 198H137V199H135L136 200V203L134 202L133 204H137L138 202H140V207H138L139 209H137L136 208V213H135V215L137 216V219H139L140 221L139 222H141V225H142V227L144 226V224H146L143 228H142V230H141V233H142V237L144 238V239H146L147 240V242L149 243V247H145L144 249H143V252L144 253H150V252H154V254H155V256L153 257V259H152V263L151 264H159V260H160V258H161V256L163 255V253H165L164 255H166V252L168 253V251H171L173 254H175V255H177L178 257H177V259L175 260L176 262H177V264H197L198 262H197V260H199V261H202L201 263L202 264H220L221 262H217L218 260H215V258L211 255V252L209 253L208 251L206 252V255H207V258H202L201 257V255H199V254H197L196 252L195 253H193L194 251H192L191 250V246L189 245L190 243V236H189V232H190V227H188V229H187V223H188V219L187 220H185V216L184 215H179L180 217H178V215H177V212H178V205L176 204V202H177V200H176V197L174 196V193H172V192H174V191H172L171 189H174V187H177L178 186V183H177V181L179 180V179H181L180 178V175L182 176V174H180L181 173V171L183 172V173H187L186 172V169H188V168H190L188 165H187V161H188V156H187V153H188V151L186 150V145H188L187 144V142L188 141H190V142H193V140H191V139H193V137H194V135L195 134H192L191 132L192 131H190V132H188L187 130H185L186 128H184L182 125L183 124H181V123H175V124H177V126H176V128H174L175 127V125H174V123H172V119H171V117L169 116L168 117V115H169V113L167 112V110H168V105H169V103L167 102V103H165L164 102V105H163V108L161 109L160 108V110H156V112H158V111H160L159 112V117H160V120L161 121H159L158 123H156V124H152V121L149 119L150 118V114L151 113H153V110H150V109H148V107H149V105H141V104H148L147 102L149 101V99L151 98L149 95H148V91H147V94H146V90H150L149 92H151L152 93V90L153 89H157V87H158V85H159V87H160V89L162 88V90H161V92L163 93V95H162V98H164V101L165 100H167V101H169V99L170 98H168L169 96L168 95H170L169 94V92H170V90H172V84L171 83H173V80H175L176 78H175V76L177 75V74H179V73H177V70H178V72H180L181 73V68H180V66H182V61H183V58L185 59V57H186V55H185V52H180L181 50H183V49H185V50H187L188 48L190 49V51H192L193 53H194V56L191 54V52H189V49H188V56H189V58H187L186 57V59H188V60H186L185 59V62L187 63V61L189 62L188 64H191V65H189V66H191V67H193V71H192V73H193V76L191 75H187V73H189V72H187L186 73V75H185V72H184V70H183V74L182 75H184V76H187L185 79H186V81H189V80H191V81H189L188 83H190L188 86H187V96H186V101H187V109H188V104H189V93H190V91H192L194 88H196V87H198V86H201V88H203V89H206V87L208 86V83H209V79H210V52H211V42H210V38H209V35H210V31H209V28H208V33H209V35H208V43L206 44L205 43V46L204 47H202L203 49H202V51H204V52H202L201 51V53H197L196 51H197V49H196V47L194 48V44L193 45H185V44H183L182 43V41L183 40H189V41H192V40H197L198 38H197V36L195 35V34H197V33H195L196 31V26H192V22H190L189 20H190V17H188V14L187 13H185V12H182L181 13V19H182V21L186 24L185 26H186V29H188L189 27H195V32L193 31V29H191V28H189V30H191V33L192 34H194V35H191V33H190V31H189V34L187 35V38L188 37H190V39L188 38H185V37H181V36H179V37H177V36H175L176 34L174 33L175 31H174V29L172 30V34H173V36H171V37H169V26H170V24H169V22H170V19H171V15L173 14V13H171L172 11H171V9L174 7L173 6V0H172V2H171V0H83L81 3H80V1L78 0V2H77V0L75 1L74 0V2L75 3H77V4H75L74 2H73V0H71V1H68V0H47L46 2L44 1V0H41V2H43V4L42 3H39L40 2V0H23V2H22V0H8L11 4H8V7H9V5H10V7L8 8L7 7V3H9V2H6ZM101 1V2H100ZM104 3H103V2ZM136 1V2H135ZM138 1V2H137ZM144 2V3H142V2ZM151 1V2H150ZM177 1H179V2H177ZM36 2H37V4H36ZM99 2V3H98ZM134 2H135V5H134ZM148 2H150L151 4H149V5H147L148 4ZM156 2V3H155ZM166 2V3H165ZM23 3H24V5H23ZM36 4V6H35V4ZM52 3V4H51ZM70 3V4H69ZM94 3V4H93ZM98 3V4H97ZM138 3V4H137ZM141 3V4H140ZM163 3H164V5L165 6H163ZM176 3H180V0H176ZM4 4H5V7H4ZM38 4H40V5H38ZM48 4V5H47ZM104 4H105V6L107 7H105L104 6ZM120 4V5H119ZM134 6H133V5ZM166 4H168L167 5V7H166ZM12 5V6H11ZM52 5V6H51ZM64 5V6H63ZM68 6V8L66 9V7ZM69 5H71V6H69ZM90 5V6H89ZM96 7H94V6ZM97 5V6H96ZM141 5V6H140ZM147 5V6H146ZM35 6V7H34ZM46 6V7H45ZM98 6H100V7H98ZM122 6V7H121ZM126 6H127V8H126ZM146 6V7H145ZM150 6V7H149ZM154 6V7H153ZM6 7H7V9H6ZM14 7H15V9H14ZM37 7L39 8V9H37ZM62 7H63V9H62ZM108 7H110L109 8V11H107L108 10ZM140 7H144V8H142V11H141V8ZM152 7V8H151ZM170 7H171V9H170ZM4 8V11H1L2 9ZM46 10H45V9ZM49 10H48V9ZM60 8V9H59ZM85 8H86V10H85ZM95 8V9H94ZM123 8V9H122ZM132 8V9H131ZM134 8H136V9H134ZM151 8V9H150ZM24 9V10H23ZM42 9H44V10H42ZM58 9V10H57ZM105 9H107V10H105ZM122 9V10H121ZM126 9V10H125ZM129 9V10H128ZM152 9H154V11H155V14H157L156 16H153V14H154V11H152ZM161 9V10H160ZM168 9V10H167ZM180 9H183V8H180ZM8 10V12H5V11H7ZM79 10V11H78ZM82 10H84V11H82ZM117 10V11H116ZM121 10V11H120ZM124 10V11H123ZM135 10V11H134ZM150 10V11H149ZM172 10H174V9H172ZM14 11V13H12ZM17 11H18V13H17ZM59 11V12H58ZM70 11V12H69ZM162 11V12H161ZM6 13V15L7 14H9L8 16V18H9V20H7L8 18H6V15H5V17H3L4 15H2V13ZM99 12H101L100 14H99ZM108 12L109 13H112V14H109L108 15ZM131 14H129V13ZM133 12H134V14H133ZM151 12V14H149ZM167 12V13H166ZM3 13V14H4ZM36 13H38V14H41V15H36ZM104 13H106V14H104ZM117 13H118V15H117ZM141 13V14H140ZM161 13V14H160ZM19 14V15H18ZM48 14H51V15H48ZM68 14H70V15H68ZM74 14V15H73ZM77 14V15H76ZM79 14V15H78ZM142 14H147V16H145V18L143 17V15ZM12 15V16H11ZM65 17H64V16ZM78 16V17H76V16ZM104 17H103V16ZM111 15H113L112 17H111ZM120 15V16H119ZM130 15V16H129ZM137 15V16H136ZM149 15H150V17H149ZM162 15V16H161ZM2 16V17H1ZM15 16V17H14ZM25 16V17H24ZM40 16V17H39ZM61 16H63V17H61ZM74 16V17H73ZM134 16V17H133ZM165 16V17H164ZM52 17V18H51ZM61 17V18H60ZM107 17V18H106ZM109 17H111V18H109ZM114 17V18H113ZM118 17V18H117ZM130 17V18H129ZM132 17V18H131ZM142 17V18H141ZM155 17H158L157 18V20L155 19ZM164 17V18H163ZM2 18H3V20H2ZM11 18V19H10ZM43 18V19H42ZM66 18V19H65ZM70 18V19H69ZM122 18V19H121ZM131 20V21H129V19ZM166 18V19H165ZM41 19V20H40ZM104 19V20H103ZM106 19V20H105ZM111 19V20H110ZM124 19H126V20H124ZM138 19V20H137ZM139 19H141V20H139ZM153 19V20H152ZM162 19V20H161ZM3 22H2V21ZM7 20V22L8 23H6L5 21ZM12 21V23H11V21ZM24 20H25V22H24ZM46 20V21H45ZM48 20V21H47ZM62 20V21H61ZM89 20H93V21H90L91 23H89L88 21ZM97 20V21H96ZM109 20V21H108ZM128 20V21H127ZM144 20V21H143ZM159 20V21H158ZM165 20V21H164ZM167 20H168V23H167ZM51 21V22H50ZM85 21H87V22H85ZM103 21L105 22V23H103ZM107 21V22H106ZM126 21V22H125ZM134 21V22H133ZM141 21V22H140ZM143 21V22H142ZM154 21H155V23H154ZM156 21H158V22H156ZM161 21V22H160ZM27 22V23H26ZM63 22V23H62ZM83 24H82V23ZM100 22H101V24H100ZM109 22L112 24H109ZM128 22V23H127ZM135 22H138V23H135ZM148 22V23H147ZM163 22H164V24H163ZM5 23V24H4ZM119 23H121V24H119ZM132 23V25H130ZM134 23V24H133ZM157 23V24H156ZM8 24V27L6 26ZM11 24L13 25V27L11 28L10 26H11ZM82 24V25H81ZM88 24L91 26H88ZM94 24V25H93ZM98 24H100V25H98ZM130 25V27H134L133 29L131 28V30H130V28H129V25ZM142 24V25H141ZM149 24H151L150 25V27L148 26ZM166 24V25H165ZM168 24V25H167ZM190 24H191V26H190ZM10 25V26H9ZM21 25V26H20ZM27 25H28V27H27ZM47 25V26H46ZM82 27H81V26ZM95 25H97V26H95ZM121 25V26H120ZM123 25V26H122ZM134 25V26H133ZM139 25V26H138ZM158 25L159 26H161L162 27V29L160 30L159 28L160 27H158ZM166 28L165 29V31H164V28H163V26ZM23 26V27H22ZM45 26V27H44ZM54 26V27H53ZM83 26H84V29H83ZM103 26V27H102ZM105 26V27H104ZM137 26H138V28H137ZM141 26V27H140ZM142 26H143V29H142ZM5 27V28H4ZM19 27V28H18ZM43 27V28H42ZM88 27V28H87ZM93 27V28H92ZM102 27V28H101ZM111 27V29H110V31H109V33L108 34H105V32L107 31L106 30V28H110ZM124 27V28H123ZM154 27H155V30H154ZM188 27V28H187ZM210 27V26H209ZM6 28H7V30L9 31V32H7L6 31ZM20 28H22V30L20 29ZM140 28V29H139ZM145 28V29H144ZM147 28V29H146ZM149 28V29H148ZM152 28V29H151ZM1 29H5V32H4V30H1ZM30 29V30H29ZM104 29V30H103ZM157 29H159V31H157ZM185 29V30H186ZM25 30V31H24ZM47 30V31H46ZM87 30V31H86ZM93 30V31H92ZM103 32H102V31ZM106 30V31H105ZM127 30V31H126ZM140 30V31H139ZM184 30V31H185ZM1 31H2V33H1ZM24 31V32H23ZM39 31V32H38ZM85 31V32H84ZM91 31V32H90ZM138 31V32H137ZM149 31V32H148ZM187 30H186V32L185 33H187L188 32ZM194 33H193V32ZM96 32H98V33H96ZM101 32V33H100ZM108 32V31H107ZM106 32V33H107ZM128 32V33H127ZM132 32V33H131ZM154 32V33H153ZM158 32H160V33H162V34H159V35H157L158 34ZM5 33H8L9 34V36H8V34H5ZM92 33H94V34H92ZM100 33V34H99ZM125 33V34H124ZM139 33V34H138ZM146 33V34H145ZM149 33V34H148ZM3 34H4V37H3ZM30 34V35H29ZM48 34V35H47ZM111 34V35H110ZM125 35V37H123V35ZM130 34H132V35H130ZM151 34V35H150ZM154 34V35H153ZM19 35V36H18ZM22 35V36H21ZM82 35V36H81ZM97 35H99V37L97 36ZM104 35V36H103ZM129 35V36H128ZM145 35V36H144ZM146 35H148V36H146ZM190 35V36H189ZM17 36V37H16ZM24 36V37H23ZM49 36V37H48ZM57 36V37H56ZM81 36V37H80ZM94 36V37H93ZM107 36V37H106ZM112 36V37H111ZM128 36V37H127ZM131 36H132V38H131ZM151 36V37H150ZM192 36V37H191ZM193 36H195V37H193ZM19 37V38H18ZM23 37V39L24 38H26V42L24 41V40H22L21 38ZM32 37V38H31ZM103 37V38H102ZM127 37V38H126ZM145 37V38H144ZM88 38H90V40L88 39ZM91 38H93L94 40L92 41V39ZM106 38V39H105ZM183 40H182V39ZM32 41H31V40ZM42 39V40H41ZM56 39V40H55ZM61 39V40H60ZM67 39V40H66ZM78 39V40H77ZM103 39V40H102ZM108 39V40H107ZM7 40V39H6ZM24 41L25 43L23 44V42L22 41ZM39 40V41H38ZM80 40H82L81 42H80ZM85 40H86V43H85ZM106 41V43L105 42H103V41ZM117 40V41H116ZM30 41V42H29ZM36 41V42H35ZM41 41V42H40ZM54 41H55V43H54ZM65 41V42H64ZM67 41V42H66ZM89 41H91L90 42V44H89ZM12 42V43H11ZM15 42V43H14ZM33 42H35V45L36 46H38L39 48H38V50L40 51H36V49L34 50L33 48H31V47H33L32 46V43ZM40 42V43H39ZM52 42V43H51ZM93 42H95V43H93ZM125 42V43H124ZM17 43H19V44H17ZM78 43V44H77ZM80 43H82V44H80ZM104 45H103V44ZM124 43V44H123ZM159 43V44H158ZM14 44V45H13ZM17 44V45H16ZM20 44H21V47H20ZM30 45V48L33 50H31V49H29L30 50V52H29V50H28V45ZM76 44L78 45L77 47H76ZM126 44H128V45H126ZM132 44V45H131ZM139 45V47H138V45ZM152 46H151V45ZM159 45L160 46V48H159V46H155V45ZM209 44V45H208ZM13 45V46H12ZM16 45V46H15ZM23 45H26V49L28 50V52L25 50L24 51V49L22 48V46ZM41 45V46H40ZM47 45V46H46ZM55 45V46H54ZM88 47H87V46ZM91 45V46H90ZM94 45V46H93ZM116 45V46H115ZM144 45V46H143ZM148 45V46H147ZM185 45V46H184ZM8 46V47H7ZM10 46H12V47H10ZM28 46V47H27ZM35 46V47H36ZM53 46H54V48H53ZM57 46V47H56ZM59 46V47H58ZM73 46H75V47H73ZM120 46V47H119ZM145 46L147 47V49H148V47H149V49L148 50H146V48H145ZM24 47V46H23ZM52 47V48H51ZM90 47H91V49H90ZM96 47V48H95ZM107 47V48H106ZM142 48V50H143V52H141L140 51V49ZM154 48V49H151V48ZM183 47H185V48H183ZM10 48H11V50H10ZM18 49L19 48V50H15V51H17L16 53H17V55L19 56V55H21V56H19L20 57V59L18 58V57H15L16 59H13V56L16 54V53H14L15 51L14 50H12V49ZM25 48V47H24ZM37 48V47H36ZM43 48V49H42ZM65 48V49H64ZM83 48V49H82ZM120 48V49H119ZM123 50H122V49ZM128 49V50H125V49ZM130 48V49H129ZM157 48H159L158 50L159 51H161V54H160V52H158V50H157ZM181 48H183V49H181ZM45 49V50H44ZM80 49V50H79ZM88 49V50H87ZM95 49H97V50H95ZM113 49H115L116 50V52H115V54L113 53L114 51H113ZM145 49V50H144ZM181 49V50H180ZM201 48H199V50H200ZM7 50V51H6ZM9 50L11 51V52H9ZM23 50V51H22ZM63 50V51H62ZM66 50V51H65ZM122 50V51H121ZM157 50V51H156ZM194 50V51H193ZM6 51V52H5ZM41 51L42 52H44V53H41ZM55 51V52H54ZM62 51V52H61ZM98 51V52H97ZM107 51H110V52H107ZM113 51V52H112ZM118 51H120V52H118ZM140 51V52H139ZM152 51V53L150 54L149 52H151ZM5 52V53H4ZM20 52V53H19ZM36 52V53H35ZM38 52V53H37ZM65 52L67 53V54H65ZM97 52V53H96ZM127 52V53H126ZM129 52V53H128ZM148 52V53H147ZM155 52H157V55H156V53ZM206 52H207V54H206ZM1 53H0V55H1ZM4 53V54H3ZM14 53V54H13ZM21 53H23V54H21ZM35 53V54H34ZM57 53V54H56ZM71 53V54H70ZM104 53H106V54H104ZM120 53V54H119ZM140 53V54H139ZM141 53H145L144 55L142 54L141 55ZM176 55H175V54ZM182 53V54H181ZM183 53H184V55H183ZM196 53V54H195ZM203 53V54H202ZM7 54H9L8 55V57H7ZM13 54V55H12ZM28 54H27V56H28ZM59 54V55H58ZM102 54H104V55H106L104 58H103V56L104 55H102ZM124 56V58H125V60L123 59V56ZM132 54V55H131ZM138 54H139V56H138ZM158 54H160V55H158ZM178 54V55H177ZM180 54V55H179ZM186 54H187V51H186ZM189 54H191V55H189ZM197 54H199V56L200 55H204V56H202V57H204V58H207V60H206V62L208 63H206L205 64V68H206V71H207V76H209L208 77V79L206 80H204V78H202L203 80H201V78H199V76H198V71L199 70H202L203 71V69H202V63H201V59H203V58H200V57H198V55ZM10 55H12V56H10ZM24 57H23V56ZM64 55L66 56V57H64ZM71 55V56H70ZM108 55V56H107ZM117 55H119V56H117ZM131 55V56H130ZM183 55V56H182ZM196 55V56H195ZM205 55H207V56H205ZM30 56V57H31ZM37 56V55H36ZM49 56V57H48ZM53 56V57H52ZM85 56H88V57H85ZM111 57V59H110V57ZM117 56V57H116ZM122 56V57H121ZM130 56V57H129ZM138 56V57H137ZM148 56V57H147ZM152 57V58H150V57ZM157 56H159L158 58H157V60H156V58L155 57H157ZM175 56V57H174ZM181 56H182V58H181ZM185 56V57H184ZM10 57H12L11 59H10ZM29 57V56H28ZM61 57V58H60ZM96 57V58H95ZM97 57H98V59H97ZM119 57V59H117ZM143 57V58H142ZM145 57H147V58H145ZM154 57V58H153ZM173 57V58H172ZM179 57H180V59H179ZM194 57H196V58H194ZM19 59V61H18V59ZM25 58V59H24ZM58 58H59V60H58ZM65 58V59H64ZM94 58V59H93ZM100 58V59H99ZM141 58L143 59V61H141ZM149 58V59H148ZM50 59V60H49ZM83 59H84V61H83ZM89 59H91V60H89ZM96 59V60H95ZM103 59L107 62V59H108V61H109V63H107V65H106V62L105 61H103ZM131 59V60H130ZM145 59V60H144ZM198 59V60H197ZM27 60H29V58L27 59ZM31 60V59H30ZM82 60V61H81ZM116 62H115V61ZM119 60V61H118ZM147 60V61H146ZM150 60V61H149ZM155 60V61H154ZM182 60V61H181ZM24 61L26 62L25 64H24ZM128 61V62H127ZM146 61V64L144 63ZM149 61V62H148ZM162 61V62H161ZM190 61H191V63H190ZM199 61V62H198ZM89 62V63H88ZM99 62V63H98ZM104 62V63H103ZM134 62V63H133ZM156 62H158V64H156ZM24 65H23V64ZM30 63V62H29ZM28 63V64H29ZM42 63V62H41ZM58 63H59V65H58ZM87 63V64H86ZM95 63H96V65H95ZM111 63V64H110ZM129 64V65H131L132 64V66H129V65H127V64ZM141 63V64H140ZM142 63H144V65L142 64ZM93 64V65H92ZM98 64H99V66H98ZM117 65L118 64V66H113V65ZM139 65V68H138V66H136V65ZM154 64V65H153ZM172 64V65H171ZM175 64H176V66H175ZM178 64V65H177ZM17 65H21L20 67H21V69H20V67L19 66H17ZM23 65V66H22ZM72 65H74V70L76 71V72H78V73H76L73 69H70V73H71V76H70V73H67L66 71H67V69H68V67H73ZM86 65V66H85ZM103 65V66H102ZM110 65V66H109ZM142 65H143V67H142ZM150 65V66H149ZM16 66H17V68H16ZM29 66H30V64H29ZM76 66V67H75ZM89 66V67H88ZM105 66V67H104ZM144 66H146V68L144 67ZM173 66V67H172ZM179 66V67H178ZM19 67V68H18ZM91 67V68H90ZM98 67H104V69H102V68H98ZM107 67V68H106ZM111 68V69H109V68ZM113 67H114V69H116V70H114L115 72H112L113 71ZM125 67V68H124ZM131 67H132V69H131ZM158 67V68H157ZM178 67V68H177ZM48 68V69H49ZM62 68V69H61ZM65 68H67V69H65ZM94 68V69H93ZM123 68V69H122ZM128 68V69H127ZM141 68V69H140ZM154 68H156V69H154ZM19 69V70H18ZM98 69H101L103 72H104V76L102 75V71L101 70H98ZM155 70V73H154V71L153 70ZM13 70H14V72H13ZM28 70H29V68H28ZM28 70H25V72L26 73H29V71ZM88 70V71H87ZM94 70V71H93ZM108 70H110V72L108 71ZM120 70V71H119ZM125 70V71H124ZM140 70H141V73H140ZM146 70H147V72L149 73H146ZM174 70V71H173ZM198 70V71H197ZM72 71V72H71ZM100 71V72H99ZM105 71H106V75H105ZM118 71H119V74L120 75H118ZM138 71V72H137ZM150 71H152V72H150ZM171 71V72H170ZM13 72V73H12ZM22 72V73H21ZM64 72H66V74H69V76L71 77V79H70V77L67 75L66 76V74L63 73ZM68 72H69V69H68ZM73 72H74V74H73ZM90 72H92V73H90ZM99 72V73H98ZM108 72V73H107ZM26 73H24V75L26 74ZM61 73H62V75H61ZM94 73V74H93ZM101 73V74H100ZM133 74V75H131V74ZM135 73V74H134ZM137 73V74H136ZM153 75V77L154 78H156L157 79V81L159 80V81H161V82H157L158 83V85L156 84H154V82L152 81V80H150L151 78H152V76H151V74ZM171 73V74H170ZM174 75H173V74ZM191 73V74H192ZM90 74V75H89ZM99 74V75H98ZM113 74V75H112ZM121 74H122V76H121ZM147 74V75H146ZM154 74H155V76H154ZM164 76H163V75ZM23 75V76H24ZM75 75H76V77H75ZM89 77H88V76ZM109 75V76H108ZM111 75V76H110ZM126 75V77H124ZM136 75V76H135ZM140 75H142V76H140ZM145 75V76H144ZM169 75H170V78H169ZM62 76V77H61ZM80 76V77H79ZM100 76V77H99ZM140 76V77H139ZM149 76V77H148ZM161 76V77H160ZM167 76H168V79H167ZM92 77V78H91ZM96 77H98V79L96 78ZM102 77H104V78H102ZM107 77V78H106ZM114 77V78H113ZM117 79H116V78ZM118 77H119V79H118ZM122 77V78H121ZM131 79H129V78ZM145 77V78H144ZM191 79H190V78ZM23 78V77H22ZM62 78L64 79V80H62ZM89 78V79H88ZM110 78V79H109ZM111 78H112V81H111ZM134 78H136V79H138V80H136V79H134ZM140 78H142V79H140ZM164 78H166L167 80H165L164 81ZM172 78V79H171ZM24 79V78H23ZM85 79H86V81H85ZM88 79V80H87ZM90 79H92V80H90ZM97 79V80H96ZM100 79V80H99ZM104 79V80H103ZM133 79V80H132ZM172 81H171V80ZM189 79V80H188ZM18 80V81H17ZM21 80V81H20ZM91 82H90V81ZM96 80V81H95ZM98 80H99V82H98ZM103 80V81H102ZM115 80H117V81H115ZM118 80H120V81H118ZM123 82H122V81ZM148 80H149V82H148ZM15 81V82H14ZM74 81V79L71 81V82H73ZM95 81V82H94ZM104 81H106V82H104ZM114 81V82H113ZM132 81V82H131ZM135 81V82H134ZM147 81V82H146ZM163 81V82H162ZM167 81V82H166ZM169 81H170V83H169ZM203 81V82H202ZM68 82V81H67ZM70 82V83H71ZM97 82V83H96ZM107 82H108V85H107ZM122 82V83H121ZM128 82H129V84H128ZM131 82V83H130ZM139 82V83H138ZM143 84H142V83ZM147 83L148 84V86L145 84L144 85V83ZM153 84H152V83ZM166 82V83H165ZM174 82H176V80L174 81ZM16 83H18L17 85H15ZM80 83V82H79ZM81 83L79 84V85H81ZM90 83H95L93 86H92V84H91V86H89V84ZM98 83H99V85H98ZM100 83H102V85L100 84ZM111 83V84H110ZM114 83V84H113ZM120 83L122 84V85H124V86H122V85H120ZM126 83H127V86H126ZM133 83V84H132ZM151 83V84H150ZM161 83H164L163 85H164V88H163V86L161 87L160 85H161ZM106 84V85H105ZM141 86H140V85ZM170 84V85H169ZM204 84V85H203ZM14 85H15V87H14ZM18 85H19V87H18ZM113 85V86H112ZM118 85V86H117ZM119 85H120V87H119ZM131 85L133 86L131 89H130V87H131ZM135 85V86H134ZM137 85H139V88H138V86ZM21 86V87H20ZM113 88H112V87ZM145 86H147V89L145 88ZM151 86V87H150ZM156 87V88H153V89H150V88H152V87ZM18 87V88H17ZM95 87V88H94ZM100 87V88H99ZM102 87V88H101ZM103 87L104 88H107V90L105 89L104 90V92H103ZM123 87V88H122ZM144 89H143V88ZM171 89H170V88ZM17 88V89H16ZM97 88V89H96ZM126 88V89H125ZM133 88H135V92H134V89ZM149 88V89H148ZM166 88V89H165ZM23 89V88H22ZM99 89V90H98ZM102 90V92H100L101 90ZM136 89H138V91L139 90H141V91H139V97H138V91H136ZM142 89H143V91H142ZM84 90V91H83ZM108 90H109V92H108ZM120 90H122L123 91V93L120 91ZM125 90H128V91H131V92H129L128 93V91H126L125 92ZM155 90H154V93H155ZM21 91H23L22 93H21ZM98 91H99V94L97 95L96 94V92L98 93ZM116 91V92H115ZM120 93H119V92ZM17 92V93H16ZM73 91H71V94H73L72 93ZM133 92V93H132ZM141 92V93H140ZM157 92V91H156ZM103 94V95H101V94ZM112 93H113V95H112ZM143 93V94H142ZM150 93V94H151ZM126 94H127V96H126ZM130 94V95H129ZM134 94V95H133ZM136 94V95H135ZM140 94H141V97H140ZM146 94V95H145ZM101 95V96H100ZM105 95H107V97L105 96ZM142 95H144V97H142ZM92 96V95H91ZM96 96V97H95ZM104 96H105V98H104ZM123 96H124V98H123ZM133 96V97H132ZM135 96V97H134ZM137 96V97H136ZM150 98H149V97ZM116 97L119 99V100H117L116 99ZM120 97V98H119ZM128 98V100H127V98ZM132 97V98H131ZM17 98V97H16ZM19 98H22V99H19ZM25 98V97H24ZM106 98H108V99H106ZM110 98V99H109ZM141 98V99H140ZM105 99V100H104ZM113 99V100H112ZM115 99H116V101H117V104L115 103L116 101H115ZM121 99V100H120ZM131 99H134V100H131ZM89 100V99H88ZM91 101H93L92 100V97H91V99H90ZM100 100H101V102H100ZM111 100V101H110ZM143 100V101H142ZM145 100V101H144ZM257 100V99H256ZM25 101V100H24ZM23 101V102H24ZM109 101V102H108ZM114 101V102H113ZM134 101V102H133ZM260 103H262V105H263V107H264V101H260V100H258ZM77 102V103H78ZM85 102V101H84ZM93 102H95V101H93ZM107 102V103H106ZM142 102V103H141ZM19 103H21V105H19ZM105 103V104H104ZM125 103V104H124ZM127 103V104H126ZM137 103V104H136ZM141 103V104H140ZM99 104V105H98ZM103 104V105H102ZM121 104V105H120ZM135 104V105H134ZM19 105V106H18ZM111 105H113L112 107H110ZM124 105V106H123ZM100 106V107H99ZM104 106V107H103ZM106 106V107H105ZM121 106V107H120ZM128 106H129V108H128ZM136 108L137 107V109H134V107ZM148 106V107H147ZM165 106H166V108H165ZM16 107V108H17ZM21 107L19 108L21 111H19V109L17 108V110L15 109V111H19V112H22V109H21ZM104 108V110H103V108ZM122 108L123 107V109L121 110L120 108ZM124 107H126L127 109V111L125 110V108ZM131 107H132V109H131ZM140 108V110H139V108ZM141 107H142V109H141ZM147 107V108H146ZM110 108V109H109ZM115 108H118V109H120V110H116ZM130 109H131V111H130ZM144 109H148V110H146V111H149L150 112V114H149V112H147L146 114L144 113V112H146ZM156 109V108H155ZM167 109V110H166ZM108 110V111H107ZM133 110L135 111V112H133ZM138 110H139V112H138ZM103 111V112H102ZM116 111V112H115ZM142 111V112H141ZM200 113H201V111L202 110H198ZM19 112H18V114H19ZM70 112V111H69ZM69 112H68V114H69ZM124 112V113H123ZM154 112H155V110H154ZM189 112V111H188ZM197 112V111H196ZM196 112H193V113H196ZM261 112L262 113H258L259 114V118L261 119V120H263L264 121V110H261ZM16 114H17V112H15ZM71 113V112H70ZM75 112L73 111V114H74ZM106 113V114H105ZM108 113V114H107ZM116 113V114H115ZM142 114L141 115V117H143V118H141L140 117V115H137V114ZM166 113V114H165ZM190 113V112H189ZM23 114V113H22ZM66 114H67V112H66ZM66 114H64V116L66 115ZM73 114H71L72 115V117L74 116L75 117V115H73ZM96 115V117H95V115ZM97 114H99V115H97ZM101 114V115H100ZM118 114V115H117ZM168 114V115H167ZM191 114V113H190ZM263 114V115H262ZM71 115L69 116V121L71 120ZM102 115H103V120L101 119V117H102ZM110 115V116H109ZM147 115L149 116V118H146L147 117ZM157 115V114H156ZM167 115V116H166ZM63 116V117H64ZM105 116V117H104ZM110 118H109V117ZM121 116V117H120ZM139 118H138V117ZM205 116V118L206 117H208V116H206V115H204V114H201V119H203L202 117H204ZM73 117V118H74ZM95 117V118H94ZM98 117L100 118V120L98 119ZM138 119H137V118ZM198 118H199V116H197ZM65 118V117H64ZM72 118V119H73ZM111 118L113 119V122H111L112 120H111ZM122 118H124V119H122ZM134 118H136V119H134ZM143 119V120H141V119ZM167 118V119H166ZM197 118V119H198ZM66 119H68V116L66 117ZM95 119V120H94ZM109 119H110V121H109ZM149 119V120H148ZM65 120V119H64ZM75 120V119H74ZM93 120V121H92ZM108 122V125L106 124L107 122ZM73 121V120H72ZM99 121V122H98ZM117 121V122H116ZM135 121H136V123H135ZM151 121V122H150ZM171 121V122H170ZM206 121H207V125L209 126V123H208V121H209V119L207 120L206 119ZM67 122V121H66ZM66 122H65V124L64 125H66L67 126V124H68V122H67V124H66ZM102 122V123H101ZM105 122V123H104ZM109 122H111L110 124L112 125H110L109 124ZM22 123H26V122H24V120H23V122ZM72 122H70L68 125L69 126H71L70 124H71ZM76 124V122H73L72 124ZM129 123H130V125H129ZM134 123H135V125H134ZM116 124V125H115ZM172 124L174 125V126H172ZM94 125V124H93ZM92 124H91V126H93ZM118 125H120V127L118 126ZM69 126H67V127H64V129H66V128H70ZM74 126V125H73ZM77 126H78V124H77ZM90 125H88V127H89ZM107 126V127H106ZM110 126V127H109ZM132 126V127H131ZM4 127V126H3ZM115 127V128H114ZM118 129H117V128ZM183 127V128H182ZM91 128V127H90ZM93 128H94V126H93ZM93 128H91V129H93ZM103 128V129H102ZM108 129V130H106V129ZM114 129V131L112 130L111 131V129ZM120 128V129H119ZM129 128V129H128ZM130 128L132 129V130H130ZM182 128V129H181ZM90 129V130H91ZM123 129H124V131H123ZM173 129V130H172ZM209 129V128H208ZM4 131H3V133L4 132H7V131H5V130H7L6 128H4L3 129ZM99 130H101V131H99ZM117 130H119V131H117ZM176 130H178V131H176ZM68 132V129L67 130H64V132ZM69 131H71V130H69ZM92 131V130H91ZM104 131V132H103ZM106 131H108V132H106ZM116 131V132H115ZM184 131H187V132H184ZM106 132V133H105ZM93 133V132H92ZM96 133V132H95ZM98 133H96V134H98ZM107 134V135H105V134ZM117 133V134H116ZM122 133V134H121ZM189 133V134H188ZM6 134V133H5ZM4 134V135H5ZM94 134V133H93ZM114 134H115V136H114ZM119 134H121V135H119ZM104 137H105V139H104ZM152 137V138H151ZM96 138H98V135H97V137L95 136V134H94V141H96V143H95V146L97 147V150L99 149L100 150V147H98V141L97 140H95ZM100 138V139H101ZM109 138V139H108ZM151 138V139H150ZM154 138V139H153ZM151 141H150V140ZM152 139H153V141H152ZM155 140L157 141L156 143H158V146L155 148H152L153 147V143L155 142ZM100 141V140H99ZM101 142V141H100ZM106 142H103V143H106ZM150 142V143H149ZM153 142V143H152ZM102 143V144H103ZM139 143V144H138ZM147 143V144H146ZM207 143V144H206ZM112 144V145H111ZM111 145V146H110ZM146 145H148V147H146ZM103 146V145H102ZM138 146V147H137ZM155 146V145H154ZM205 148H206V153H205V156H203V158H204V160L206 161H204V163H203V166H204V168H205V170L207 171V177H208V168H207V162H208V150H209V140H208V136H207V141L205 142ZM96 147L94 148L95 150H96ZM105 147V146H104ZM121 148V149H120ZM147 148V149H146ZM101 149H103L102 147H101ZM108 149V150H107ZM97 151V152H100V151ZM140 150V151H139ZM104 149L102 150V153L104 154ZM120 151H123V153L122 152H120ZM126 151V152H125ZM149 151V152H148ZM97 152H94V154H95V156H98V157H100L101 155V153H97ZM129 153V154H128ZM143 156H142V155ZM146 154H147V158H145L146 157ZM128 156V157H127ZM139 156H141V157H139ZM152 156V157H151ZM187 156V157H186ZM149 157V158H148ZM138 158V159H137ZM256 158V159H255ZM99 161V160H98ZM133 161H135V163H137V164H135ZM146 161V162H145ZM186 161V162H185ZM132 162L134 163V164H132ZM141 162V163H140ZM186 165H185V164ZM189 163V162H188ZM206 163V164H205ZM180 164H181V166H183L184 168L186 167V169H183L181 166H180ZM124 166V167H123ZM138 166V167H137ZM246 166L250 169V171H251V174H250V176H251V178H252V180L255 182V184L257 185V190H256V194L258 195V197H260V196H262V202H263V208L261 209V210H263L264 211V165H263V162H262V160H260V159H258L256 156H251V157H249L247 160H246ZM135 167V168H134ZM140 167V168H139ZM9 168V169H8ZM11 168H12V166L11 167H5L4 166V164H3V161H2V158H0V181L2 180V182H0V185H1V190H5V188L6 187H9L8 189H10L9 190V192L10 191H12V192H10V194H11V196L15 199L16 198V200L18 201V202H16V203H19L20 204V208H22V210H24V208H23V206H21L22 204H23V202H24V198H23V194H24V192H23V190H20V189H18V187H16V185H14L15 183H16V179L15 178H18L19 177V174L18 173H16L15 174V172L14 171H12V170H14V169H12L11 170ZM6 169V170H5ZM103 169H105V168H103ZM135 169V170H134ZM137 169V170H136ZM139 169H140V173L139 174H137L138 172H139ZM179 169H183V170H185V171H183V170H181V171H179ZM4 170H5V172L6 173H4ZM9 170V171H8ZM189 170V169H188ZM187 170V171H188ZM135 171H136V173H135ZM152 171V172H151ZM4 173V174H3ZM13 173V174H12ZM178 173H179V175H178ZM14 174H15V176H14ZM106 174V175H105ZM143 174V175H142ZM144 174H146L147 176L145 177V175ZM108 175V176H107ZM135 175V176H136ZM185 175V174H184ZM187 175V174H186ZM10 176V177H9ZM177 176V177H176ZM1 177H3L4 179H2ZM102 177V176H101ZM107 177H109V179L107 178ZM139 177V176H138ZM146 179H145V178ZM8 178V179H7ZM136 178H137V176H136ZM141 178V177H140ZM148 178V179H147ZM175 178H177L178 180L176 181V179ZM6 179V180H5ZM13 179H15V180H13ZM103 179V178H102ZM143 179H141V180H143ZM140 180V179H139ZM149 180V181H148ZM3 181H4V183H3ZM14 181V182H13ZM108 181H110V182H108ZM147 181V182H146ZM182 181H183V179H182ZM186 181V180H185ZM185 181H183V182H185ZM7 182V183H6ZM121 182V183H120ZM180 182V181H179ZM3 183V184H2ZM6 183V184H5ZM177 185H176V184ZM181 183V182H180ZM179 183V184H180ZM8 184V185H7ZM182 184V183H181ZM185 184H187V183H183V185H185ZM5 187L6 185V187L3 189L2 187L3 186ZM145 185H146V188H145ZM111 186V188H113ZM139 186V187H138ZM149 186V187H148ZM207 186H208V184H207ZM137 187V188H136ZM155 187V188H154ZM261 187H263V188H261ZM117 188V187H116ZM148 188H149V190H148ZM115 189V188H114ZM118 189V188H117ZM117 189H115V191H117ZM140 189V190H139ZM143 189V190H142ZM147 190L146 191V193H144L145 192V190ZM18 190V191H17ZM113 190V189H112ZM201 190H203V189H201ZM201 190H198V189H196V188H194V189H192V191H191V204H192V206L193 207H195L196 208V210L199 212V214L201 215V218L203 219V221L205 222V219H204V217H203V215H202V213H204L205 212V215H206V211H205V209H203V208H200L199 206H197V205H195V203H194V199H195V197H197V196H199V195H201L200 194V191ZM206 190V189H205ZM259 190H261V191H259ZM263 190V191H262ZM20 191H22L23 192V194H21L22 192H20ZM114 191V190H113ZM112 191V192H113ZM114 191V192H115ZM141 191V192H140ZM143 191V192H142ZM172 191V192H171ZM113 192V193H114ZM151 192V194H149ZM205 192V191H204ZM203 192V193H204ZM259 192V193H258ZM134 193H133V195H134ZM143 193V194H142ZM114 194H116V193H114ZM114 194H112L113 196H111V198L113 197L114 199H117V196H116V198L114 197ZM140 196H139V195ZM144 194H146V195H148L149 194V196H145ZM158 194V195H157ZM173 194V195H172ZM144 196V197H143ZM139 197H141V201H140V199H139ZM142 197H143V199H142ZM146 197V198H145ZM148 197H149V199H148ZM23 198V199H22ZM145 198V199H144ZM173 198H175V199H173ZM13 199V200H14ZM20 199H22L23 200V202H22V200H21V203H20ZM114 199H113V202H114ZM134 199V198H133ZM138 199H139V201H138ZM152 199V200H151ZM16 200H14V201H16ZM142 200H143V202H142ZM154 200V201H153ZM115 202L116 203H118V201H116L115 200ZM152 202H153V204H152ZM143 203H146V204H143ZM148 203H150V205L148 204ZM155 203V204H154ZM142 204V205H141ZM148 204V205H147ZM144 205H147V207L146 206H144ZM177 205V206H176ZM115 206H119V204L118 205H115ZM133 206V205H132ZM141 206H142V208H141ZM149 207H151V208H149ZM115 208V207H114ZM120 208V207H116L115 209H114V214H111V215H114V217H115V219H116V217L119 215L118 213L119 212H121V211H119L118 209ZM135 208V207H134ZM134 208H133V210H134ZM141 208V209H140ZM143 208H146V209H143ZM169 208L171 209V213L169 214ZM117 209V211H119V212H115V210ZM127 210H129V208L128 209H125L124 210V217H126V221H124V220H122L123 218H121L120 216H122V215H119V217H118V220L120 219V221L122 220V221H124V222H119L118 220L116 221L115 219H114V217L112 216L111 217V220H112V218H113V220L112 221H114V222H112V223H114V224H112V227L113 228H117V230L119 229V226L122 228V227H124L123 225H121L122 223H125L126 225H132L131 227H133V225L134 224H138L139 222H137V220H136V216L134 217V216H131V215H133L134 213L133 212H131V209L129 210V211H127ZM138 210V211H137ZM139 210H140V212H141V214L140 213H138L139 212ZM142 210H143V212H142ZM144 210H151V211H149V212H146V211H144ZM158 210V211H157ZM152 211H154V213H155V215L154 214H152ZM181 210H179V212H180ZM24 211H22V213H23ZM157 212V213H156ZM161 214H160V213ZM178 212V213H179ZM115 213H117V214H115ZM148 213H150V214H148ZM174 213V215H175V217L172 219L171 218V216H172V214ZM24 214H25V212H24ZM122 214V213H121ZM138 214H139V216H138ZM149 216H148V215ZM160 214V215H159ZM180 214V213H179ZM181 214H182V212H181ZM115 215H117V216H115ZM130 215V216H129ZM154 215V216H153ZM128 216V217H127ZM150 216H152V217H150ZM161 216V217H160ZM131 217H132V219H131ZM135 219H134V218ZM139 217V218H138ZM145 217V218H144ZM155 217H156V219H155ZM184 217V218H183ZM128 218V219H127ZM142 218V219H141ZM151 218V219H150ZM135 220V223L134 222H132V220ZM154 219V220H153ZM145 220V221H144ZM146 220H147V223H146ZM180 221H182V222H180ZM186 221H187V223H186ZM115 222H119V224L117 225ZM127 222V223H126ZM131 222V223H130ZM204 222H203V224H204ZM132 223H134V224H132ZM186 223V224H185ZM261 223L263 224L264 223V221L263 220H261ZM116 224V226L117 227H115L114 225ZM136 224V225H137ZM185 224V228L183 227V225ZM205 224H206V222H205ZM205 224H204V228L206 229V227H205ZM125 225V226H126ZM30 227V226H29ZM32 227V226H31ZM95 229L96 230H94L95 231V235H96V237L97 236H99L98 234H99V230H100V228H99V226L96 224L95 225ZM130 227V228H131ZM182 228V229H180V231H182L183 229V231H182V233H180V231L178 230V228ZM127 228V226L126 227H124V229L123 230H125ZM129 228V227H128ZM129 228V229H130ZM31 228H29V229H27V230H30ZM99 229V230H98ZM187 229V230H186ZM126 232H128L127 230H125ZM186 231V232H185ZM188 231V232H187ZM97 232V233H96ZM115 232V234H114V236H113V240L114 241H117L116 240V238H118L119 236V234H122V233H119L118 232V235H117V231L115 230L114 231ZM130 232V231H129ZM128 232V233H129ZM30 233H32V232H30ZM128 233H127V236H128ZM186 233V234H185ZM117 237H116V236ZM115 237V238H114ZM189 237V238H188ZM97 238H99V237H97ZM163 239H165V240H167V243H166V245L168 244L169 246H167V247H169V248H167V249H169V250H162L160 247H157V248H155V246H154V244H156L158 241H163ZM96 240V239H95ZM130 242L129 243H131V238L129 237V239H128ZM112 242V240H111V242H112V244H115L116 243V245H117V242ZM123 241H125V240H123ZM127 241V240H126ZM128 242V241H127ZM128 243V244H129ZM111 244V245H112ZM151 245H153V246H151ZM165 244H163V247L164 246H166ZM96 246H97V244H96ZM98 247V246H97ZM97 247H95V248H97ZM162 247V246H161ZM208 247H209V250L211 251V249H212V247H210V245L208 244ZM96 250H98V249H95V252H97ZM245 251H244V253L246 252V248L244 249ZM103 251V250H102ZM166 251V252H165ZM100 251H98V253H95V257L96 258H99V257H101V259L99 258V260H100V262H98L99 260L97 259L96 261L94 260V262H93V264H105V262H107L106 260H108L107 259V257H106V254H104V256L106 257V258H104V256L102 257V256H100V253H99ZM98 254H99V256H98ZM197 254V255H196ZM102 255V254H101ZM157 255V256H156ZM194 256H195V258H194ZM201 257V259H200V257ZM164 257V256H163ZM189 258H191V259H189ZM192 258H194V259H192ZM198 258V259H197ZM95 259V258H94ZM105 261H104V260ZM188 259V261L190 260V262H188V261H186ZM196 259V260H195ZM102 260V261H101ZM191 260H193L192 262H191ZM205 260V261H204ZM161 261H162V259H161ZM187 262V263H186ZM243 264H245L244 262H242ZM106 264H108V263H106ZM198 264H200V262L198 263ZM222 264V263H221ZM248 264V263H247Z\"/></svg>","mask_w":264,"mask_h":264},{"label":"built area","instance_id":"obj_3","mask_svg":"<svg viewBox=\"0 0 264 264\" xmlns=\"http://www.w3.org/2000/svg\"><path fill=\"white\" fill-rule=\"evenodd\" d=\"M209 38L208 86L189 93V112L209 118L208 186L194 203L206 211L210 247L242 238L246 263L259 264L264 223L246 158L264 165V121L237 106L250 97L264 101V0H210Z\"/></svg>","mask_w":264,"mask_h":264}]
</instances>
